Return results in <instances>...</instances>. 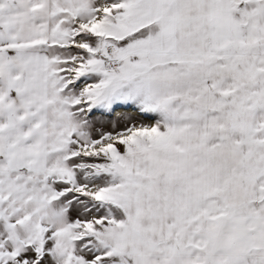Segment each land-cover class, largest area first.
I'll use <instances>...</instances> for the list:
<instances>
[{"label":"snow or ice","instance_id":"6c2138e0","mask_svg":"<svg viewBox=\"0 0 264 264\" xmlns=\"http://www.w3.org/2000/svg\"><path fill=\"white\" fill-rule=\"evenodd\" d=\"M0 264H264V0H0Z\"/></svg>","mask_w":264,"mask_h":264}]
</instances>
